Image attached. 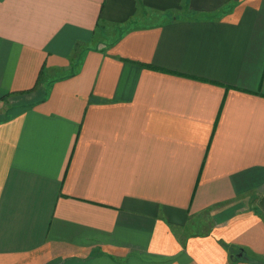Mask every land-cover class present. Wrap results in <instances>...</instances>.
Wrapping results in <instances>:
<instances>
[{
  "label": "crops",
  "instance_id": "obj_1",
  "mask_svg": "<svg viewBox=\"0 0 264 264\" xmlns=\"http://www.w3.org/2000/svg\"><path fill=\"white\" fill-rule=\"evenodd\" d=\"M263 195L264 0H0V264H264Z\"/></svg>",
  "mask_w": 264,
  "mask_h": 264
},
{
  "label": "rangeland",
  "instance_id": "obj_2",
  "mask_svg": "<svg viewBox=\"0 0 264 264\" xmlns=\"http://www.w3.org/2000/svg\"><path fill=\"white\" fill-rule=\"evenodd\" d=\"M136 23L134 22H131L129 23V26H133L135 25ZM107 31H109L108 33H104V34H96V38H95V41L94 43L97 44V42H99L100 40L101 41H104V43H99V46H103V45H106V43L108 42H112L114 40V36L118 33V31H115L117 29H112V28H108L106 29Z\"/></svg>",
  "mask_w": 264,
  "mask_h": 264
},
{
  "label": "water",
  "instance_id": "obj_3",
  "mask_svg": "<svg viewBox=\"0 0 264 264\" xmlns=\"http://www.w3.org/2000/svg\"><path fill=\"white\" fill-rule=\"evenodd\" d=\"M258 206L261 210L264 211V195L260 198Z\"/></svg>",
  "mask_w": 264,
  "mask_h": 264
}]
</instances>
